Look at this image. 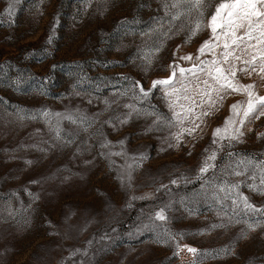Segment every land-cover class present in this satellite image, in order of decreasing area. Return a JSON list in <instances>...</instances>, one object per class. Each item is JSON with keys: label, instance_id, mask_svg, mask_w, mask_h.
I'll use <instances>...</instances> for the list:
<instances>
[{"label": "rangeland", "instance_id": "obj_1", "mask_svg": "<svg viewBox=\"0 0 264 264\" xmlns=\"http://www.w3.org/2000/svg\"><path fill=\"white\" fill-rule=\"evenodd\" d=\"M166 2L171 0H0V264H264V216L240 211L243 204L236 208L230 200L224 203L235 211H221L214 189H202L203 181L195 179L204 157L217 148L213 131L224 127L230 106L246 102V95H225L180 144L172 135L179 127L154 125L156 116L149 114L172 116L161 86L152 89V83L171 74L169 65L198 63V49L211 36L208 27L190 40L187 28L170 33L145 70L144 33L161 22V31L167 29ZM218 2L207 0L205 25ZM189 54L193 60L180 59ZM262 75L237 72L236 79L255 84L264 96ZM133 81L151 89L150 96L135 99ZM42 110L87 120H62L64 139L57 140L45 118H31ZM243 131L230 147L220 141L225 147L217 167L227 163L229 151L237 159L264 160V117ZM181 176L191 182L171 183ZM238 191L264 210V194L246 185ZM166 204L168 220H155ZM166 229L182 238L169 239Z\"/></svg>", "mask_w": 264, "mask_h": 264}, {"label": "snow or ice", "instance_id": "obj_2", "mask_svg": "<svg viewBox=\"0 0 264 264\" xmlns=\"http://www.w3.org/2000/svg\"><path fill=\"white\" fill-rule=\"evenodd\" d=\"M165 7L168 10L166 15L169 16L167 29L161 31L163 28V22H161V28H154L144 33L150 41L145 42L144 48L146 51H143L141 57L146 61L145 70L151 65L156 53L160 51L163 39L169 38L170 33L175 35L187 28L190 34L188 39L190 40L191 36L203 30L204 27H208L211 36L198 49V55L196 56L198 63H193L188 69L180 67L178 64L169 65L171 74L165 79L153 81L152 89L161 86V90L168 98L169 110L172 111L170 117L163 116L158 112L149 113L156 116L153 123L154 125L163 124L172 129L179 127V131L172 135L177 144H180L183 143L185 134L192 136L200 128L201 123H203L202 117L211 115V111L216 109L218 104H222L225 95L231 93L245 94L247 97L246 102L237 101L232 104L230 115L225 119L224 127L216 128L213 131L212 144L217 145V148L204 157L195 179L203 181L201 184L202 189L206 187L214 189L211 196L221 203V211H235V208H230L229 205L224 203V201L230 200L231 205L236 208H239L241 203L243 204L240 211L259 212L261 216H264V210L257 209L249 203L246 196H242L238 191L242 185H246L251 190L264 194V187H262L264 186V160H254L247 156L237 159V154L229 151L227 153V163H222L220 167L215 164L218 152L225 147L220 141L227 140V146L230 147L233 141L239 142L243 137V129L246 123L264 117V96L256 94L255 84L244 85L236 79L237 72L245 73L248 76H251L254 72L264 74V0H219L214 11L208 17L206 25L204 24V13L206 7H208L207 0H171V3L166 2ZM175 21L181 22L177 24L174 23ZM173 29H175V32H173ZM153 33H158L156 40H160L159 44L152 39ZM221 37H223L222 42ZM217 48L221 49L219 53L215 52ZM206 54L211 55L212 58L201 60L200 57ZM180 59L191 61L193 57L189 54L181 56ZM177 71L179 76H177ZM261 78L264 79V75ZM123 79L128 80L130 78L124 77ZM131 87L133 90H139V95H136L134 91L135 99L147 98L151 94V89L145 90L139 81L131 82ZM120 95H127V90L120 93ZM181 100L186 103H179ZM89 102L91 103V101ZM205 105H207V108H205ZM125 107L137 112V114L140 112L134 105L126 104ZM177 107L180 109L179 111L175 110ZM196 109H201V111L197 112ZM127 115L131 116V112ZM37 116L45 118L46 124H48L54 133V138L57 140L64 139L60 128L62 120H68L77 125L83 124L87 120V117L71 111L53 113L49 110H42L31 118H37ZM185 121H189L191 126L184 127ZM197 121H200V123H197ZM126 122L127 117L120 120V123ZM67 142L71 143L73 141L69 140ZM105 146L107 145H101V147ZM205 152L207 153L208 149ZM115 155L121 154L115 153ZM133 159L137 158L133 157ZM139 159H144V157ZM129 168H131V165H129ZM210 170H212V175L207 176L206 174ZM230 177H245V180L233 181ZM257 180L259 181L258 185L255 183ZM180 181L191 182L189 177L181 176L173 179L171 183L178 185ZM247 181H253V183L248 184ZM234 192L235 196H233ZM169 207L170 205L167 204L161 207L155 212L154 219L167 221L168 217L165 213ZM249 227L253 226L249 225ZM165 234L171 240H176L177 236L182 238V234L173 235L167 229ZM183 247L187 249V252L193 255L197 254L198 250L196 248L187 245ZM176 248L175 254L179 255V252L183 249L179 243H177ZM193 264H195V261Z\"/></svg>", "mask_w": 264, "mask_h": 264}]
</instances>
